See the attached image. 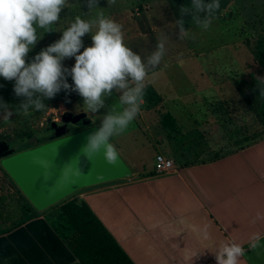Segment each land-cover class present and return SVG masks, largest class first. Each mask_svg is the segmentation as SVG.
<instances>
[{
    "label": "rangeland",
    "instance_id": "obj_1",
    "mask_svg": "<svg viewBox=\"0 0 264 264\" xmlns=\"http://www.w3.org/2000/svg\"><path fill=\"white\" fill-rule=\"evenodd\" d=\"M204 2L209 3L210 0ZM219 2L220 8L212 14L211 26L205 31L196 24L191 14L183 17L179 15V9L182 6L190 7L191 0H115L114 4L110 0H98L97 7L103 9L106 16L123 25L124 43L143 59L146 60L155 50L161 33H166L169 38L166 55L146 81L147 85L164 97V101L156 104L145 99L140 113L127 131L110 141L116 147L115 141L119 138L128 146V153L119 156L130 170L136 168L131 162L139 163L141 160L143 163L138 168L144 166L145 170L150 169L155 157L154 144L145 139L140 143V134L134 142L130 140L132 134H127L131 129L143 127V124L165 128L163 135L166 141L161 139V142L168 157L179 164L210 161L264 138V116L254 105L244 103L232 84L234 79L249 74H253L257 82H262L260 78H264V69L252 56L258 38L264 36V0ZM86 3L87 0H69L70 7L60 13V21L53 26L54 32L44 33L43 29H37L38 38H42L28 53L26 62L59 40L61 31L76 16L83 19L94 17L95 11H89ZM196 15L202 18L204 14H193L194 17ZM178 19H183L185 28L191 34L190 38L178 39L179 29L173 25ZM82 40L84 47L91 46L90 34H86ZM74 63V58L62 61L68 69ZM200 72H203V77H200ZM207 72L213 73L214 79L209 81L205 75ZM66 80L69 85L72 84L71 76H67ZM14 83L0 78V101L11 105L13 109L24 100L23 97L15 96ZM119 95L113 91L105 99V107L95 116L86 114L89 124H68L67 135L92 126L98 128L99 117L117 102ZM44 102L54 110L33 112L27 116L22 113L13 115L10 123L0 119V139H6L13 154L52 140L53 131L46 124L50 114L53 115V121L62 125L63 115L83 113V98L73 91L62 90ZM168 111L178 119V124L175 122L169 127L162 125V117ZM32 138L34 141L29 144ZM135 148L134 154L132 152ZM73 195L38 213H50L55 217L59 207ZM28 203L0 160V233L14 228L27 217L25 205Z\"/></svg>",
    "mask_w": 264,
    "mask_h": 264
},
{
    "label": "crops",
    "instance_id": "obj_2",
    "mask_svg": "<svg viewBox=\"0 0 264 264\" xmlns=\"http://www.w3.org/2000/svg\"><path fill=\"white\" fill-rule=\"evenodd\" d=\"M164 129L143 124L127 134L134 142L140 134V143L154 144V155L168 157ZM115 142L119 155L128 153ZM173 162L176 171L167 175L155 173L154 158L148 170L138 168L143 160L131 162L129 178L82 189L69 200L84 202L133 264H216L212 252L228 241L243 245L240 264H264V139L210 161ZM36 212L0 233V264H80L50 225L51 214ZM254 235L260 239L251 248Z\"/></svg>",
    "mask_w": 264,
    "mask_h": 264
},
{
    "label": "clouds",
    "instance_id": "obj_3",
    "mask_svg": "<svg viewBox=\"0 0 264 264\" xmlns=\"http://www.w3.org/2000/svg\"><path fill=\"white\" fill-rule=\"evenodd\" d=\"M110 2L114 4L115 0ZM97 5L98 0H87L86 6L89 11H95V16L89 19L76 16L61 31L59 40L26 62L28 53L42 38H38L37 29L54 32L60 13L70 7L69 0H0V78L14 81L15 96L24 98L15 109L0 101V119L10 123L13 115L47 111L51 108L44 101L62 90L76 92L83 98V113L95 116L115 91L120 94L117 102L99 117V127L85 138L79 152L89 160L102 152L105 162L115 165L119 152L110 141L125 133L140 113L145 103L146 81L166 55L169 38L161 33L155 50L145 60L124 43L123 25L106 16ZM219 8V0L209 3L191 0L190 7L179 9V15L191 14L206 31L211 26L212 14ZM194 13L204 15L194 17ZM173 25L179 29L178 39L190 38L183 19ZM86 34L91 35L90 47L83 45L82 37ZM66 58L75 59L71 69L62 64ZM67 76H71V85ZM260 80L264 82V78ZM260 94L264 95V89H260ZM36 163L45 166L44 161ZM259 239L254 235L250 247L256 248ZM212 253L216 264H240L245 249L241 243L228 241Z\"/></svg>",
    "mask_w": 264,
    "mask_h": 264
},
{
    "label": "water",
    "instance_id": "obj_4",
    "mask_svg": "<svg viewBox=\"0 0 264 264\" xmlns=\"http://www.w3.org/2000/svg\"><path fill=\"white\" fill-rule=\"evenodd\" d=\"M52 119L50 114L46 121L53 131V138L47 143L13 154L7 141H0L2 167L36 211L46 210L82 189L130 177L131 171L120 156L115 165H109L102 152L90 160L79 155L85 138L97 127L67 135V125L89 124L86 114H65L62 125ZM33 141L32 138L28 143ZM37 160L44 161L45 166Z\"/></svg>",
    "mask_w": 264,
    "mask_h": 264
},
{
    "label": "trees",
    "instance_id": "obj_5",
    "mask_svg": "<svg viewBox=\"0 0 264 264\" xmlns=\"http://www.w3.org/2000/svg\"><path fill=\"white\" fill-rule=\"evenodd\" d=\"M252 56L264 69V36L258 38L252 49ZM232 84L241 100L254 105L261 116H264V95L260 94V89H264V82H257L253 74H249L241 79H234ZM144 97V100L156 104L163 100L150 85H147ZM174 124V118L166 112L162 117V125L169 127ZM25 206L28 215L18 225L37 215L29 203ZM49 222L80 264H133L84 202L72 199L63 203L57 215H51Z\"/></svg>",
    "mask_w": 264,
    "mask_h": 264
},
{
    "label": "built area",
    "instance_id": "obj_6",
    "mask_svg": "<svg viewBox=\"0 0 264 264\" xmlns=\"http://www.w3.org/2000/svg\"><path fill=\"white\" fill-rule=\"evenodd\" d=\"M154 171L157 175H167L176 171V166L171 158L158 153L154 157Z\"/></svg>",
    "mask_w": 264,
    "mask_h": 264
},
{
    "label": "flooded vegetation",
    "instance_id": "obj_7",
    "mask_svg": "<svg viewBox=\"0 0 264 264\" xmlns=\"http://www.w3.org/2000/svg\"><path fill=\"white\" fill-rule=\"evenodd\" d=\"M3 139H4V138H3ZM3 139L1 138L0 141L3 140ZM5 140H6V139H5Z\"/></svg>",
    "mask_w": 264,
    "mask_h": 264
}]
</instances>
